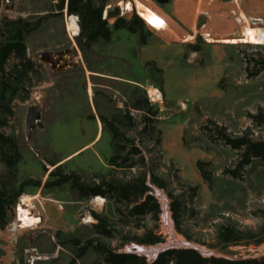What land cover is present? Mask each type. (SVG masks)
Returning a JSON list of instances; mask_svg holds the SVG:
<instances>
[{
	"label": "rangeland",
	"instance_id": "374dc122",
	"mask_svg": "<svg viewBox=\"0 0 264 264\" xmlns=\"http://www.w3.org/2000/svg\"><path fill=\"white\" fill-rule=\"evenodd\" d=\"M61 1L16 0L15 9L6 11L0 0L3 35H10L7 24L11 21L36 26L25 37L33 69L28 76L20 75L24 68L12 56L6 70L12 73L9 83L16 89L0 101L12 110L6 114L0 107V117L7 120L0 131L17 143L21 153L13 167L0 162V188L12 193L27 180L41 183L24 186L12 208L9 224L18 221L23 233L19 255L12 252L14 262L20 259L24 264L28 254L39 256L28 246L34 240L40 248L50 246L52 251L44 256L57 264H94L100 260L96 243L119 252L189 243L199 251L230 259L263 256L264 157H253L238 170V178L225 173L237 169L243 149H233L206 127L214 129L213 120L229 136H247L264 147V123L252 118L264 115V44L208 42L197 0H170L164 5L156 0H131L130 13L108 20L111 40L88 44L81 36L82 18L69 13L68 0L61 10ZM118 1L96 0L104 9ZM174 4L177 8L171 16L164 14ZM68 14L77 17V35L69 32ZM135 15L143 21V27L135 25L136 32L113 29L117 19L131 23ZM66 49L72 50L75 66L54 70L39 59L44 51ZM151 87L162 92V99H151ZM37 99L42 120L29 139L26 119ZM108 122L134 140L146 164L130 155L132 166L110 164L115 145ZM131 146L126 145L124 155L128 156ZM7 151L13 153L10 148ZM151 169L165 179L166 189L150 183ZM55 171L74 173L87 186L119 185L146 172L160 212L133 213L134 204L115 196L82 197L69 183L46 187ZM169 194L183 200L180 230L172 217ZM29 195L38 214L48 219L50 231L43 232L41 222L33 220L30 201L25 200ZM102 220L113 236L96 233L94 226ZM227 227L238 237L234 242L223 239ZM148 233L161 236L163 242L140 243ZM91 240L94 244L88 245ZM84 246L85 254L79 257Z\"/></svg>",
	"mask_w": 264,
	"mask_h": 264
},
{
	"label": "trees",
	"instance_id": "16d2710c",
	"mask_svg": "<svg viewBox=\"0 0 264 264\" xmlns=\"http://www.w3.org/2000/svg\"><path fill=\"white\" fill-rule=\"evenodd\" d=\"M66 5V0L61 1L60 9L63 10ZM133 8V7H132ZM103 5L98 4L96 0H68V11L70 14H78L82 18V32L81 36L86 39L88 44L95 42L98 39H104L110 41L112 36V29L109 26L108 20L103 19ZM132 11V10H131ZM130 11V12H131ZM129 12V13H130ZM148 15V14H147ZM149 18V17H148ZM149 22L152 24L151 19ZM143 27V21L135 15L132 22L128 23L125 19H117L113 25V29L127 28L132 32H136V26ZM10 27V35L5 36L1 33L3 39H0V101L5 100L8 91L13 89V85L9 83V78L12 73L7 72L6 65L9 59L14 56L19 60V65L23 67L20 71V75L28 76V71L33 69L32 61L27 57V46L25 43V37L36 26H32L29 22H23L19 20L17 22L11 21L7 24ZM17 26V27H16ZM143 43H146V39L143 38ZM264 69V67H263ZM249 71V66L246 68ZM14 88L13 90H15ZM16 92V91H14ZM4 113L11 114L12 110L9 105H0ZM257 124L264 123V115L259 114L252 117ZM7 123L5 118L0 117V127ZM210 123L215 127L214 129L206 127V130L217 133L225 142V144L231 146L233 149H243L242 159L240 160L237 169L226 170L225 173H229L232 176L240 177L238 170L248 165L253 157H264V147L257 142L251 141L247 136L231 137L226 132L224 127H219L213 120ZM108 127L113 135V141L115 145L114 155L110 158V164L117 167H129L132 166L129 163L132 157H139V160L146 164L145 157L142 155L141 149L135 145L133 139L122 133L119 128L113 123L108 122ZM127 144H131L130 152L124 155V150ZM7 148L12 149L13 153L7 151ZM21 158L17 143L5 133L0 131V162H3L8 167L15 166ZM201 171L203 170L200 167ZM203 177L206 178V173L202 171ZM51 176L53 181L46 184V187L60 186L65 183H69L73 189H76L82 197L86 196H115L120 201H124L128 204H134L133 213L145 214L153 212L156 215L160 212V206L156 197L151 193V187L148 183V174L142 172L137 178L116 185L114 183L103 182L96 185L87 186L81 183L80 178L74 173L63 174L58 171L52 172ZM150 183L158 186L159 188L166 189L167 183L165 179L157 175L152 169L150 170ZM40 186L39 181L27 180L21 184L18 191L10 193L3 186L0 188V227L5 228L10 222V214L16 199L21 195L22 188L27 185ZM172 199L170 208L172 212L173 220L176 227L180 230L181 217L183 213V200L179 197H175L169 194ZM264 215V212H263ZM96 233L111 237L113 236V230L106 226L105 221H100L95 224ZM225 242H234L238 237L232 228H225L222 233ZM163 242L161 236L154 233H148L144 238L140 240L142 244H157ZM76 245H80L79 241H75ZM94 241H89L88 245H93ZM86 247H80L78 256H83L86 251ZM95 249L100 254V260L94 264H264V255L261 257H253L246 259H230L222 256H204L201 252L194 248L187 247H173L166 249L159 253V255L152 261H149L146 256L139 255L135 252H119L115 249L109 248L103 243H96Z\"/></svg>",
	"mask_w": 264,
	"mask_h": 264
},
{
	"label": "crops",
	"instance_id": "0c3cea01",
	"mask_svg": "<svg viewBox=\"0 0 264 264\" xmlns=\"http://www.w3.org/2000/svg\"><path fill=\"white\" fill-rule=\"evenodd\" d=\"M205 1L206 0L196 1V7L199 10L202 20V29L207 28L212 33H217L216 35H221L222 33L225 34V32L231 34L237 31L244 20L253 25H261L264 28V0H238L239 3L235 0H210L208 3H205ZM176 8L177 5L174 4L172 5L170 12L166 10L163 12L164 14L171 16L172 10L174 11ZM207 8L209 9V12H205V9ZM41 217L42 231H50L52 228L51 225H48V219L45 221L46 217L44 215ZM22 234L23 233L19 232L16 237H13L8 233L7 227H0V264H22L20 259L19 262L16 263L12 258L13 251L16 252V255H19L20 248L22 247ZM28 246H30L35 253L37 252L39 256L30 258L28 254L24 264H57V260L52 261L50 258L44 256L52 251L50 246L44 244L42 248H40L38 242H35V240L29 243Z\"/></svg>",
	"mask_w": 264,
	"mask_h": 264
},
{
	"label": "bare ground",
	"instance_id": "6f19581e",
	"mask_svg": "<svg viewBox=\"0 0 264 264\" xmlns=\"http://www.w3.org/2000/svg\"><path fill=\"white\" fill-rule=\"evenodd\" d=\"M238 2V0H235ZM239 3V2H238ZM109 4V3H108ZM237 6V5H236ZM113 7H118L121 14H128L131 10H132V7H133V4L131 2V0H120L118 1L115 5H108L107 8H106V12H105V15L107 16L110 12V10L113 8ZM151 9V8H150ZM153 13V12H152ZM155 14V13H153ZM197 15V14H196ZM159 17V16H158ZM246 19V18H245ZM68 20L70 21L69 24H68V29H69V32L71 34V36H74V35H77L79 32H80V26L78 24V21H77V17L76 16H71L70 18H68ZM167 28H169L170 30H172L169 25H167L164 21L160 20ZM230 21V20H229ZM233 21V20H232ZM231 21V22H232ZM245 21V20H244ZM242 22V25L238 28L236 25V27L238 28L237 31V35L235 37H232L230 38L229 35H232L233 33L231 34H228L227 32H225V34H221V35H216L214 33H212L209 29L205 28L203 33H204V37L205 39L208 41V42H216V41H221V42H224V43H230V44H238V43H248V44H254V45H261V44H264V29H261L260 27L258 26H253L251 25L249 22L245 21V22ZM219 22V21H218ZM237 22V21H236ZM169 23V22H168ZM215 25V24H214ZM224 25V24H223ZM215 27V26H214ZM223 28V27H221ZM201 29V28H200ZM214 29V28H213ZM220 29V28H219ZM216 30V29H215ZM173 31V30H172ZM175 31V30H174ZM227 31V30H225ZM216 32V31H214ZM234 32V33H235ZM219 34V33H218ZM182 37V36H181ZM183 38V37H182ZM181 38V39H182ZM187 39V38H186ZM205 40V41H206ZM149 94H150V97L153 101H158L160 99H162V92L157 89L156 87H151L149 89ZM38 100V99H37ZM101 198V197H100ZM25 200L27 201H30V207L32 208V214H33V220L35 222H41L42 223V217L40 214H38L39 212H37L35 210L36 208V205H35V199L33 196L29 195V196H25ZM167 218H165V221L167 222ZM169 221V220H168ZM15 223L17 225V227L20 229V224L18 221L15 220ZM170 229L172 230V227H170ZM171 234H172V239L174 241H176V238L174 237L172 231H171ZM178 242V241H177ZM180 242V241H179ZM176 243V242H175ZM178 244H182V243H178ZM158 247H149L147 248L148 251H153L154 249H156Z\"/></svg>",
	"mask_w": 264,
	"mask_h": 264
},
{
	"label": "water",
	"instance_id": "95a60500",
	"mask_svg": "<svg viewBox=\"0 0 264 264\" xmlns=\"http://www.w3.org/2000/svg\"><path fill=\"white\" fill-rule=\"evenodd\" d=\"M157 3L164 5L168 4L170 0H156ZM3 6L6 11H13L16 7V0H3ZM106 9H103V19L105 20H110L113 18H118L123 16L121 14L120 10L118 7H113L109 14L106 16L105 11ZM71 16L75 15H67V18H70ZM238 32V31H237ZM237 32L233 33L232 35H229L230 38L235 37L237 35ZM220 43H224L221 41H216ZM40 61L50 65L54 70H64L69 67L75 66L77 64L75 57L73 56L72 50L71 49H66L62 51H44L40 53L39 55ZM102 94H105L101 92ZM106 95V94H105ZM112 97H110V100ZM42 120V107L39 103L38 100H35L34 103L29 107L28 109V114H27V119H26V134L27 137L30 139L32 137L33 131L38 128L39 122ZM178 244V243H175ZM175 244H169L167 246H158V248L154 249L153 251H148L144 247H138L137 250L134 251H128V252H135L137 254H146L148 255L151 259H155L160 252L173 248ZM181 247H187V248H194L199 251V249L192 244L189 243H182L179 244ZM201 253H206L207 255H211V253L204 252V251H199Z\"/></svg>",
	"mask_w": 264,
	"mask_h": 264
},
{
	"label": "built area",
	"instance_id": "2783aa9c",
	"mask_svg": "<svg viewBox=\"0 0 264 264\" xmlns=\"http://www.w3.org/2000/svg\"><path fill=\"white\" fill-rule=\"evenodd\" d=\"M7 231L8 233L13 236V237H16L17 234L20 232L19 228L17 227L15 221H13L12 223H10L8 226H7ZM15 259H13L14 261Z\"/></svg>",
	"mask_w": 264,
	"mask_h": 264
}]
</instances>
